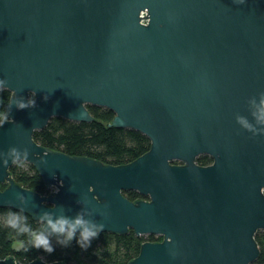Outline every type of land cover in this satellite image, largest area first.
<instances>
[{
    "label": "water",
    "instance_id": "obj_1",
    "mask_svg": "<svg viewBox=\"0 0 264 264\" xmlns=\"http://www.w3.org/2000/svg\"><path fill=\"white\" fill-rule=\"evenodd\" d=\"M0 79L11 121L0 126V151L26 148L53 187L20 185L9 161L0 167V207L23 208L35 220L60 207L69 217L86 208L102 231L162 235L142 242L127 264L258 257L264 135L235 117L252 122L249 109L264 107V0H0ZM32 93L35 106L18 110L15 100ZM86 105L111 110L110 125L139 131L149 148L106 164L34 140L53 116L93 120ZM204 153L212 164L195 162ZM121 190L148 200L131 201ZM0 264L65 263L6 256Z\"/></svg>",
    "mask_w": 264,
    "mask_h": 264
},
{
    "label": "trees",
    "instance_id": "obj_2",
    "mask_svg": "<svg viewBox=\"0 0 264 264\" xmlns=\"http://www.w3.org/2000/svg\"><path fill=\"white\" fill-rule=\"evenodd\" d=\"M9 96L7 89L0 91V112L4 111V104ZM86 106L93 115V120L75 122L53 116L45 127L34 131V140L51 149L71 155H85L106 164L126 163L149 148V139L139 131L110 125L113 117L111 110L101 106ZM202 160V155L196 158L198 163H202ZM9 170L12 178L20 185L40 193L48 190L32 165L29 164L25 169L11 165ZM5 185L6 183H0V188ZM130 192L123 193L129 196ZM7 208L10 207H0V213ZM25 215L34 229L40 227L38 220L27 213ZM254 238L259 247V255L250 264H264V229L257 230ZM14 239L11 230L0 224V258L12 256L21 262L40 258L48 262L59 260L65 264H127L137 255L141 241L131 230L125 234L101 231L87 249H82L75 239L69 246L64 247L58 245L53 238L54 250L47 253L43 249L35 248H30L27 252L17 251L13 247Z\"/></svg>",
    "mask_w": 264,
    "mask_h": 264
},
{
    "label": "clouds",
    "instance_id": "obj_3",
    "mask_svg": "<svg viewBox=\"0 0 264 264\" xmlns=\"http://www.w3.org/2000/svg\"><path fill=\"white\" fill-rule=\"evenodd\" d=\"M235 3L243 4L245 0H234ZM7 81L0 79V91L8 90L5 86ZM12 92V98L15 93ZM25 101L23 98L15 100V107L18 110L31 108L35 106V101L32 96ZM259 97H264V92L259 94ZM47 99V97H45ZM12 101V100H11ZM11 104V102H10ZM250 115L253 121L250 122L246 117L237 115L236 122L246 131L251 132L254 136L257 134L264 135V107H257L255 111L250 110ZM6 122H11L8 111L0 112V126ZM28 150L18 149L17 147H9L7 152L0 151V167H7L9 161L11 165H15L20 169H25L31 164L28 160ZM21 204L25 202V198L19 194L16 197ZM87 202V198H85ZM79 203V201H78ZM91 213L86 208H81L74 217L65 215V209L59 208L58 213L52 211L43 212L37 219L40 223L39 228H33L28 222V216L25 215L23 208L13 210L7 208L6 211L0 213V224L11 230L14 234L13 247L17 251H29L30 248L43 249L47 253H51L53 248V238L55 242L67 247L73 239L82 249H87L91 241L99 235L103 230L104 225L97 223L92 219H88ZM26 237V239H21Z\"/></svg>",
    "mask_w": 264,
    "mask_h": 264
},
{
    "label": "flooded vegetation",
    "instance_id": "obj_4",
    "mask_svg": "<svg viewBox=\"0 0 264 264\" xmlns=\"http://www.w3.org/2000/svg\"><path fill=\"white\" fill-rule=\"evenodd\" d=\"M202 155L203 156V160H202V163H198L196 161V158L198 156ZM195 158V162L199 165H203V166H206V165H210L213 163V159L212 157L209 155V154H199L197 155ZM47 191L45 193H47L48 191L52 190L53 187H47ZM127 192V191H131L129 196H126L127 193H123V192ZM121 193L124 197H126L127 199L131 200V201H134V200H137V199H143V200H148V197H145L141 194H139L137 191L135 190H121ZM132 231V230H131ZM133 232V231H132ZM127 233V232H126ZM134 234V233H133ZM135 236L137 237H140L141 238V241H140V244L144 241H152V242H156V241H161L162 240V235L161 234H157V233H145V234H139V235H136L134 234ZM139 244V246H140ZM139 251V250H138Z\"/></svg>",
    "mask_w": 264,
    "mask_h": 264
},
{
    "label": "rangeland",
    "instance_id": "obj_5",
    "mask_svg": "<svg viewBox=\"0 0 264 264\" xmlns=\"http://www.w3.org/2000/svg\"><path fill=\"white\" fill-rule=\"evenodd\" d=\"M252 262H253V261H252ZM252 262H251V263H252Z\"/></svg>",
    "mask_w": 264,
    "mask_h": 264
}]
</instances>
